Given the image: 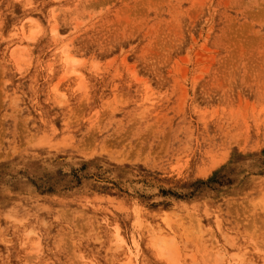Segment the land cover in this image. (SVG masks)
<instances>
[{"label":"rangeland","instance_id":"374dc122","mask_svg":"<svg viewBox=\"0 0 264 264\" xmlns=\"http://www.w3.org/2000/svg\"><path fill=\"white\" fill-rule=\"evenodd\" d=\"M0 264H264V0H0Z\"/></svg>","mask_w":264,"mask_h":264}]
</instances>
